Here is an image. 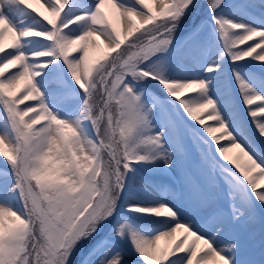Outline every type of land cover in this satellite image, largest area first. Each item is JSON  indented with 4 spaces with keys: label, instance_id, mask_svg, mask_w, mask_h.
Wrapping results in <instances>:
<instances>
[{
    "label": "snow or ice",
    "instance_id": "snow-or-ice-1",
    "mask_svg": "<svg viewBox=\"0 0 264 264\" xmlns=\"http://www.w3.org/2000/svg\"><path fill=\"white\" fill-rule=\"evenodd\" d=\"M0 161V264H264V0H0Z\"/></svg>",
    "mask_w": 264,
    "mask_h": 264
},
{
    "label": "trees",
    "instance_id": "trees-1",
    "mask_svg": "<svg viewBox=\"0 0 264 264\" xmlns=\"http://www.w3.org/2000/svg\"><path fill=\"white\" fill-rule=\"evenodd\" d=\"M200 2H202V0H200ZM191 16H192V15H191ZM191 16H189V17L183 22L182 25H184V26L182 27V29H185V28L187 27V25L189 24V23H187V22L189 21V19H190ZM193 16H194V18H193V20H192V22L194 21L193 24H194V23H199L200 18H201V17H200V14L197 12V13H194ZM193 24H192V25H193ZM185 26H186V27H185ZM187 29H188V28H187ZM187 29H185V31H186ZM176 35H177V39H179L180 37H182V36L184 35V32H183V31H180V32L177 33ZM0 166H3V161H0ZM90 243H93V241H91ZM90 246H91V244L88 245L86 248L84 247V248L82 249L81 257L79 258L78 261H76V259H75V257H76V254H75L74 257H73L72 264H82V259H83L84 255L86 254L87 249H88ZM125 247H127V246H125ZM76 258H77V257H76ZM76 262H77V263H76Z\"/></svg>",
    "mask_w": 264,
    "mask_h": 264
},
{
    "label": "rangeland",
    "instance_id": "rangeland-1",
    "mask_svg": "<svg viewBox=\"0 0 264 264\" xmlns=\"http://www.w3.org/2000/svg\"><path fill=\"white\" fill-rule=\"evenodd\" d=\"M106 10H108L107 8H106ZM193 18H194V16L192 15L191 17H190V19H189V21L187 22V23H189L188 25H187V27L185 28V29H187V28H190L191 26H192V24H193V22H192V20H193ZM184 25H182V27H183ZM184 29V30H185ZM184 32V31H183ZM179 33V32H178ZM249 43H251V42H249ZM235 151V150H234ZM234 154V153H233ZM91 241H86V242H84L81 246H80V248H79V250L76 252V257H75V259H76V261H78L79 260V258L81 257V253H82V249L85 247H87L88 245H90V244H92V243H90ZM94 242V241H93ZM129 260H133L134 259V257L132 256V255H129L128 257H127ZM77 263V262H76Z\"/></svg>",
    "mask_w": 264,
    "mask_h": 264
}]
</instances>
